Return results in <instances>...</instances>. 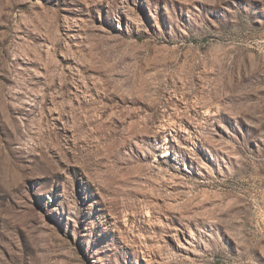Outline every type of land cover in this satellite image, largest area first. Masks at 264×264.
Here are the masks:
<instances>
[{"label": "rangeland", "instance_id": "1", "mask_svg": "<svg viewBox=\"0 0 264 264\" xmlns=\"http://www.w3.org/2000/svg\"><path fill=\"white\" fill-rule=\"evenodd\" d=\"M0 264H264V0H0Z\"/></svg>", "mask_w": 264, "mask_h": 264}]
</instances>
